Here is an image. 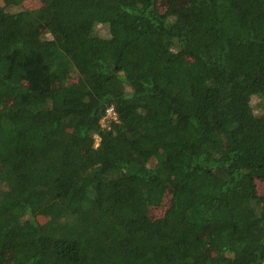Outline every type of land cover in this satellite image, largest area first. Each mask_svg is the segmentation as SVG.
Here are the masks:
<instances>
[{
  "label": "trees",
  "instance_id": "obj_1",
  "mask_svg": "<svg viewBox=\"0 0 264 264\" xmlns=\"http://www.w3.org/2000/svg\"><path fill=\"white\" fill-rule=\"evenodd\" d=\"M262 181L264 0H0V264H264Z\"/></svg>",
  "mask_w": 264,
  "mask_h": 264
},
{
  "label": "rangeland",
  "instance_id": "obj_2",
  "mask_svg": "<svg viewBox=\"0 0 264 264\" xmlns=\"http://www.w3.org/2000/svg\"><path fill=\"white\" fill-rule=\"evenodd\" d=\"M185 1H187V0H181V2H183V3H185ZM158 3H159V5L162 6L163 3H164V0H158ZM31 4H32V5H35L36 3H34V2L32 1ZM98 31H100L101 33H104V32L106 31L105 26L100 25V27L98 28ZM259 186H260V190H261L262 192H264V182H263V181L259 183ZM170 198H171V193H168V195H167V197L165 198V201H164V203H163L162 205H159V206H156V207H153V208H152V214H153L154 216H158V215H160V214H163V212H164L166 206L168 205V203H169V201H170Z\"/></svg>",
  "mask_w": 264,
  "mask_h": 264
},
{
  "label": "built area",
  "instance_id": "obj_3",
  "mask_svg": "<svg viewBox=\"0 0 264 264\" xmlns=\"http://www.w3.org/2000/svg\"><path fill=\"white\" fill-rule=\"evenodd\" d=\"M117 118V113L115 112V109L113 107H110L107 110V114L105 116V118H103L102 123L103 125H106V122L109 120H114ZM97 140L99 141V137H97Z\"/></svg>",
  "mask_w": 264,
  "mask_h": 264
}]
</instances>
